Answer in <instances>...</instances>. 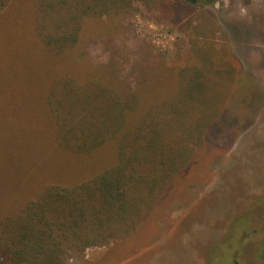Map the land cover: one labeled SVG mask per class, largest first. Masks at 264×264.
Here are the masks:
<instances>
[{"label":"trees","instance_id":"1","mask_svg":"<svg viewBox=\"0 0 264 264\" xmlns=\"http://www.w3.org/2000/svg\"><path fill=\"white\" fill-rule=\"evenodd\" d=\"M218 1L0 0V63L24 67L8 97L28 104L41 93L62 152L113 148V162L90 178L45 185L18 210L0 207V264H69L89 249L125 244L204 165L240 73L228 45L217 46L216 19L202 9ZM137 5L187 36L181 63L168 65L141 46L122 48L128 53L107 78L70 65L88 23L114 36Z\"/></svg>","mask_w":264,"mask_h":264},{"label":"rangeland","instance_id":"2","mask_svg":"<svg viewBox=\"0 0 264 264\" xmlns=\"http://www.w3.org/2000/svg\"><path fill=\"white\" fill-rule=\"evenodd\" d=\"M137 7L114 36L113 29L88 23L70 65L107 78L109 67L118 69L122 55L141 46L164 54L168 65L181 63L187 36ZM202 9L219 26L217 46L228 45L240 66L227 109L210 133V157L157 205L134 238L112 250L89 249L84 260L72 258L69 264H264V0H219ZM23 69L0 63V207L5 210H18L45 185L76 184L113 162L112 146L92 155L56 147L39 91L31 94V103L26 97L13 103L5 89L24 77Z\"/></svg>","mask_w":264,"mask_h":264}]
</instances>
